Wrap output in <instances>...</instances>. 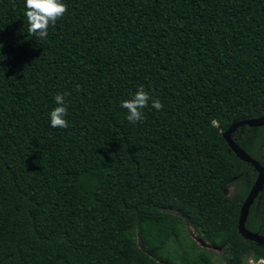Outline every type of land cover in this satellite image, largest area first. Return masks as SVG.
<instances>
[{
    "label": "trees",
    "instance_id": "1",
    "mask_svg": "<svg viewBox=\"0 0 264 264\" xmlns=\"http://www.w3.org/2000/svg\"><path fill=\"white\" fill-rule=\"evenodd\" d=\"M63 2L42 40L0 0V264H216L186 225L223 264L264 260L237 230L257 174L222 137L264 117V0ZM231 138L264 169V126ZM245 228L264 236V189Z\"/></svg>",
    "mask_w": 264,
    "mask_h": 264
},
{
    "label": "clouds",
    "instance_id": "2",
    "mask_svg": "<svg viewBox=\"0 0 264 264\" xmlns=\"http://www.w3.org/2000/svg\"><path fill=\"white\" fill-rule=\"evenodd\" d=\"M25 15L29 25L28 32L39 39L46 40L49 27H54L67 12L68 6L63 0H25ZM2 47V45H0ZM79 87V86H78ZM67 93H58L55 103L58 105L50 112V122L53 128H67ZM151 97L143 86H140L131 99L121 102V107L127 109V120L133 124L144 118L143 109L148 107ZM156 110L163 108L159 100H151ZM263 261V260H261Z\"/></svg>",
    "mask_w": 264,
    "mask_h": 264
},
{
    "label": "water",
    "instance_id": "3",
    "mask_svg": "<svg viewBox=\"0 0 264 264\" xmlns=\"http://www.w3.org/2000/svg\"><path fill=\"white\" fill-rule=\"evenodd\" d=\"M262 127L264 126V117L255 118V119H247V120H241L234 124H232L223 134L222 137L225 140L226 144L228 145L229 149L235 154V156L245 162L248 163L256 172V180L250 189L247 197L245 198L239 214L238 219V225L237 230L240 236L244 240H248L251 242H254L258 246H264V236H261L257 233L249 232L245 228V223L249 214L250 207L253 205L255 200L257 199L258 195L262 192L264 189V169L259 165L258 162H256L254 159H252L249 155H247L240 147H238L232 140L231 136L232 134L241 127ZM262 264H264V260L262 261Z\"/></svg>",
    "mask_w": 264,
    "mask_h": 264
},
{
    "label": "rangeland",
    "instance_id": "4",
    "mask_svg": "<svg viewBox=\"0 0 264 264\" xmlns=\"http://www.w3.org/2000/svg\"><path fill=\"white\" fill-rule=\"evenodd\" d=\"M223 193L225 196H231L234 191V185L231 183L230 185L223 188ZM186 229L188 234L191 236V238L194 240V242L201 248L213 252L214 254V260L216 264H223V261L221 259V256L223 255L222 250L220 248H215L210 246L207 242L201 240V238L198 236L196 231L190 226L186 225ZM243 264H262V261L255 262L250 256H247L243 262Z\"/></svg>",
    "mask_w": 264,
    "mask_h": 264
}]
</instances>
